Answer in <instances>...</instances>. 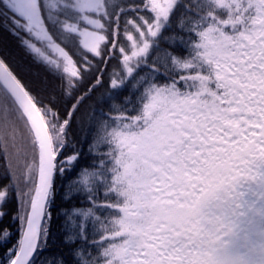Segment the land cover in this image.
Masks as SVG:
<instances>
[{
    "label": "snow or ice",
    "instance_id": "6c2138e0",
    "mask_svg": "<svg viewBox=\"0 0 264 264\" xmlns=\"http://www.w3.org/2000/svg\"><path fill=\"white\" fill-rule=\"evenodd\" d=\"M0 32V264H264V0H0Z\"/></svg>",
    "mask_w": 264,
    "mask_h": 264
},
{
    "label": "trees",
    "instance_id": "16d2710c",
    "mask_svg": "<svg viewBox=\"0 0 264 264\" xmlns=\"http://www.w3.org/2000/svg\"><path fill=\"white\" fill-rule=\"evenodd\" d=\"M167 35V33L165 34ZM161 47L166 48L167 45L164 43V41H161ZM0 52H2L5 55V58L8 59L11 63H13L14 66H21V67H27L29 66L30 62L27 60V58L24 56L23 51L18 46V42L16 39L7 33L0 32ZM41 72L40 69L32 66L30 68V71L26 74H24V78L26 80H32L36 81L37 75ZM103 92V90H101ZM76 135L77 138H82L87 134V123L84 122L80 126H78L76 129ZM82 162H87V150L85 149V160ZM63 187L62 183L58 181L57 183V192L59 194V190ZM61 205V200L57 199L56 201V207H59ZM5 223H11L10 221L6 220ZM13 230H15V225H12ZM3 256V251L0 250V257Z\"/></svg>",
    "mask_w": 264,
    "mask_h": 264
}]
</instances>
